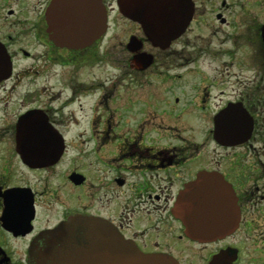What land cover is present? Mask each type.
I'll use <instances>...</instances> for the list:
<instances>
[{"label":"flooded vegetation","instance_id":"1","mask_svg":"<svg viewBox=\"0 0 264 264\" xmlns=\"http://www.w3.org/2000/svg\"><path fill=\"white\" fill-rule=\"evenodd\" d=\"M100 1L101 25L94 0H0V264L78 217L142 255L264 264V0ZM200 176L240 213L212 241L177 212Z\"/></svg>","mask_w":264,"mask_h":264},{"label":"water","instance_id":"2","mask_svg":"<svg viewBox=\"0 0 264 264\" xmlns=\"http://www.w3.org/2000/svg\"><path fill=\"white\" fill-rule=\"evenodd\" d=\"M157 5L160 14L167 12L177 17L191 18L192 4L187 0H149ZM55 0L52 8L62 13L60 3ZM122 2V0H121ZM93 10L98 23L105 22L100 0H94ZM165 3H169L166 5ZM123 13L126 6L120 3ZM138 18L140 14L132 15ZM62 42L75 39L59 38ZM203 176L180 193L177 201L178 216L186 226L187 234L199 241H212L234 231L239 225V209L235 193L223 183L209 181L206 176V191ZM31 264H178L173 258L140 254L138 249L125 240L111 225L92 218H73L60 224L54 230L43 234L35 243ZM213 264H223L216 258Z\"/></svg>","mask_w":264,"mask_h":264}]
</instances>
